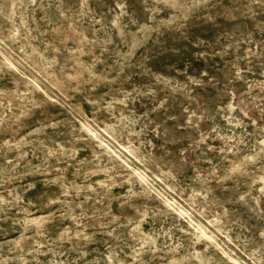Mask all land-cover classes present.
<instances>
[{
	"label": "rangeland",
	"instance_id": "rangeland-1",
	"mask_svg": "<svg viewBox=\"0 0 264 264\" xmlns=\"http://www.w3.org/2000/svg\"><path fill=\"white\" fill-rule=\"evenodd\" d=\"M0 264H264V0H0Z\"/></svg>",
	"mask_w": 264,
	"mask_h": 264
}]
</instances>
